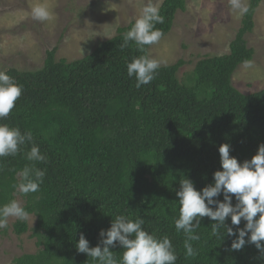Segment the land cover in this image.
<instances>
[{
    "label": "trees",
    "instance_id": "16d2710c",
    "mask_svg": "<svg viewBox=\"0 0 264 264\" xmlns=\"http://www.w3.org/2000/svg\"><path fill=\"white\" fill-rule=\"evenodd\" d=\"M260 1L250 0L229 52L204 56L181 79L182 58L161 64L149 84L135 87L127 63L145 53L134 42L120 47L135 20L80 58L58 60L54 48L41 68L4 70L23 91L0 123L31 131L33 140L16 156L0 157V206L21 194L13 186L26 165L45 171L39 192L21 194L22 207L36 216L38 252L18 256L13 264H96L75 245L83 233L90 247L97 246L100 231L110 228L116 215L142 217L146 231L167 235L176 264H264V253L254 244L233 251L235 237L211 236L215 221L208 217L196 229L200 239L191 242L198 255L185 258V237L174 223L182 178L201 191L222 170L219 146L229 144L230 156L243 163L264 144V88L244 93L232 81L237 68L255 56L247 34ZM185 5L186 0L162 2L164 23L155 26L162 37ZM33 144L44 162L26 159ZM214 199L223 201V194ZM245 223L242 219L238 227ZM226 224L237 227L230 217ZM13 229L27 233L28 220L18 219ZM111 250L119 261L123 248Z\"/></svg>",
    "mask_w": 264,
    "mask_h": 264
},
{
    "label": "clouds",
    "instance_id": "9594fccd",
    "mask_svg": "<svg viewBox=\"0 0 264 264\" xmlns=\"http://www.w3.org/2000/svg\"><path fill=\"white\" fill-rule=\"evenodd\" d=\"M227 4L230 10L238 12L240 16L249 12L245 0H227ZM31 15L39 22L51 18L50 11L43 4L33 6ZM163 23L164 17L160 14L158 0H148L130 30L123 34L120 47H127L129 42H134L145 53L127 63V75L135 77L137 89L149 84L161 66V61L151 58L147 53L150 46L161 40L163 33L155 26ZM250 64V61H245L246 66ZM22 91L13 77L0 71V121L9 116ZM32 140L31 131L22 133L18 127L0 123V157L16 156L21 152L22 146ZM230 147L229 144L219 146L222 170L214 173L213 184L198 191L188 178H182L179 182L180 188L176 192L180 205L179 217L174 223L176 231H182L185 237V258L198 255L191 242L200 239L196 229L200 227L204 217L215 221L211 224V236L218 240H223L226 235L235 237L231 250H241L246 244H254L264 253V144L259 146L257 154L251 160L243 163L230 156ZM25 156L30 162L46 160L35 144ZM44 176L45 171L36 168L34 163L32 166L26 165L17 173L19 182L13 187L23 195L37 193ZM221 193L223 201L214 199ZM233 195L237 201L235 205L232 203ZM229 217L231 224L237 226L235 230L226 224ZM10 218L20 221L29 219L28 211L16 199L0 206V229L8 227ZM242 219L246 223L240 228L238 226ZM144 223V219L139 216L133 220L126 215H116L110 228L100 231L101 239L97 246L90 247V242L81 233L75 247L96 264H176L177 255L169 237H158L155 233L146 231ZM222 229L225 231H221ZM117 245L124 250L119 261L111 250Z\"/></svg>",
    "mask_w": 264,
    "mask_h": 264
},
{
    "label": "rangeland",
    "instance_id": "374dc122",
    "mask_svg": "<svg viewBox=\"0 0 264 264\" xmlns=\"http://www.w3.org/2000/svg\"><path fill=\"white\" fill-rule=\"evenodd\" d=\"M164 0H158L159 7ZM148 0H0V71L41 68L48 51L56 48V59L68 61L90 53L97 44L117 33V29L136 20ZM247 6L250 0H245ZM45 5L51 18L39 22L31 9ZM238 12L229 9L227 0H186L184 10L176 14L170 32L158 44L150 46L149 56L163 64L181 58V79L204 56L229 52L230 43L241 26ZM255 26L247 34L255 50L250 66L240 65L232 76L233 85L244 93L264 88V0L254 13ZM23 206L25 199L17 194ZM10 218L7 231L0 229V264H13L25 253L38 252L33 235L36 216L29 214L30 229L18 235Z\"/></svg>",
    "mask_w": 264,
    "mask_h": 264
}]
</instances>
